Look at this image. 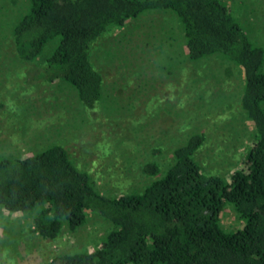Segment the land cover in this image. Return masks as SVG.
<instances>
[{
    "label": "trees",
    "instance_id": "obj_1",
    "mask_svg": "<svg viewBox=\"0 0 264 264\" xmlns=\"http://www.w3.org/2000/svg\"><path fill=\"white\" fill-rule=\"evenodd\" d=\"M151 11L177 17L191 61L219 56L240 69V110L254 128L243 166L229 179L205 170L197 153L206 136L197 133L175 148L167 168L156 158L161 145L142 146L140 176L151 180L139 191L108 196L64 145L2 158L0 210L32 220L18 264L31 263L33 238L53 242L64 226L76 232L89 213L111 224L101 244L47 264H264V47L224 0H27L12 29L16 54L34 63L52 45L44 79L69 84L96 114L104 97L96 44ZM227 206L241 220L235 231L221 225Z\"/></svg>",
    "mask_w": 264,
    "mask_h": 264
},
{
    "label": "rangeland",
    "instance_id": "obj_2",
    "mask_svg": "<svg viewBox=\"0 0 264 264\" xmlns=\"http://www.w3.org/2000/svg\"><path fill=\"white\" fill-rule=\"evenodd\" d=\"M224 1L264 47V0ZM26 7L27 0H0V159L64 145L108 196L139 191L151 180L140 176L142 146L161 145L156 158L167 168L175 148L197 133L206 136L197 153L205 170L229 179L243 166L254 128L240 110L242 73L219 56L191 61L174 14L147 12L96 44L93 62L104 77V97L91 114L69 84L44 79L52 45L34 63L18 58L12 29ZM31 224L30 216L0 210V264H18ZM221 225L226 231L241 227L232 206ZM110 229V222L89 213L76 232L64 226L53 242L33 238L29 264L92 251Z\"/></svg>",
    "mask_w": 264,
    "mask_h": 264
}]
</instances>
